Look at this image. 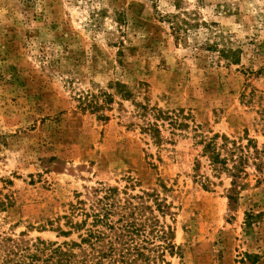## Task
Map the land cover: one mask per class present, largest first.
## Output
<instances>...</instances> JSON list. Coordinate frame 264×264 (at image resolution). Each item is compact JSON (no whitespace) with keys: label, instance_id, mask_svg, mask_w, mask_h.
I'll return each instance as SVG.
<instances>
[{"label":"rangeland","instance_id":"obj_1","mask_svg":"<svg viewBox=\"0 0 264 264\" xmlns=\"http://www.w3.org/2000/svg\"><path fill=\"white\" fill-rule=\"evenodd\" d=\"M104 92L106 119L81 108ZM139 102L189 126L155 143ZM214 133L264 145V0H0V246L76 240L58 227L77 195L129 177L170 190V264H264V172L230 198L201 157Z\"/></svg>","mask_w":264,"mask_h":264},{"label":"trees","instance_id":"obj_2","mask_svg":"<svg viewBox=\"0 0 264 264\" xmlns=\"http://www.w3.org/2000/svg\"><path fill=\"white\" fill-rule=\"evenodd\" d=\"M173 30L180 32L178 22ZM119 86L121 96L129 97L126 86ZM101 96L80 98V106L106 119L103 110L111 108L114 99L106 92ZM136 106V116L143 119L141 131L155 143L163 140L162 128L166 125L174 131L189 126L180 111L168 112L140 102ZM198 142L202 144L201 157L215 176L231 177L230 198L244 186L242 179L248 166L252 164L256 171L264 172V145L259 148L248 135L233 138L214 133L211 137L202 136ZM200 168L201 160L196 159L195 177L203 179V186L210 188L214 182L202 175ZM160 186L163 192L151 189L134 193L136 184L129 177L124 186L99 182L85 197L78 194L62 216L68 229L58 227L60 234H77L76 240L57 243L38 239L28 243L6 238L0 246V264H170L167 257L176 255L179 249L175 228L167 222L168 217L173 218L175 206L165 195L169 188Z\"/></svg>","mask_w":264,"mask_h":264}]
</instances>
